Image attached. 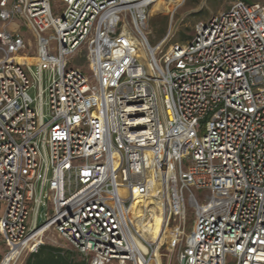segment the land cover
<instances>
[{
    "label": "built area",
    "instance_id": "built-area-1",
    "mask_svg": "<svg viewBox=\"0 0 264 264\" xmlns=\"http://www.w3.org/2000/svg\"><path fill=\"white\" fill-rule=\"evenodd\" d=\"M154 1L0 0L38 43L19 61L25 38L0 29V264L55 234L88 264H154L132 204L163 195L184 236L186 191L176 264H264V4L235 0L152 44Z\"/></svg>",
    "mask_w": 264,
    "mask_h": 264
},
{
    "label": "rangeland",
    "instance_id": "rangeland-1",
    "mask_svg": "<svg viewBox=\"0 0 264 264\" xmlns=\"http://www.w3.org/2000/svg\"><path fill=\"white\" fill-rule=\"evenodd\" d=\"M235 0H156V2L150 7V16L148 21V37L152 44L157 43L170 29L172 26V32L174 34L173 41H186L194 34L195 24L199 20H206L213 14L228 9L231 7ZM249 2H261L264 4V0H246ZM6 28L12 32L19 33L25 38L26 48L22 53L19 54L17 58L19 60H24L28 58L35 59L37 51V36L32 31L30 26L26 23L24 18L16 17L12 22H4L0 20V28ZM46 36L49 34L46 33ZM52 45H55V40H52ZM0 51V55H1ZM71 66H80L88 71L87 62L82 55H77L70 64ZM205 129L202 130L204 132ZM188 162L185 161L186 165ZM200 202L205 199V190L194 189ZM190 192L186 191L187 200V213L184 220L185 234L184 236L176 235L170 231L167 227L168 211L166 206L164 208V213L160 216V219L151 224V229L143 232L145 237H151L156 243V250L154 254H159L162 264H176V257L181 245L190 235L193 227V222L195 218L194 208L190 205L188 198ZM138 201H144L138 199L135 201L134 205ZM142 209V208H141ZM4 212V206L0 204V216ZM33 214L32 209H30V217ZM175 226V223H171L170 229ZM46 240V244L60 247L68 258H76L78 260H85L83 255L78 252L70 242L57 236H51ZM161 244V245H160ZM0 248H4L2 240H0ZM146 251V247L143 248ZM30 254H24L19 260V264H26ZM41 260V258H40ZM40 260L39 263L40 264ZM156 264L155 262H153ZM86 264L88 262L86 261ZM113 264H117L114 261ZM128 264H130L128 262ZM228 264H235V261L230 259Z\"/></svg>",
    "mask_w": 264,
    "mask_h": 264
},
{
    "label": "bare ground",
    "instance_id": "bare-ground-1",
    "mask_svg": "<svg viewBox=\"0 0 264 264\" xmlns=\"http://www.w3.org/2000/svg\"><path fill=\"white\" fill-rule=\"evenodd\" d=\"M156 2V0L153 2V4ZM17 58V60H19ZM33 60L32 58H28V61ZM21 61V60H19ZM164 199L165 197L163 195H157L156 193H153L149 195L148 197L144 198V203L146 206V211L144 212L141 209L140 202L138 201L135 205V201L132 204V216L136 219L138 226L141 228L143 232H146L147 230L151 229V224L158 221L160 219V216L164 213ZM137 201V200H136ZM152 204V207L149 209V205ZM157 244V243H156ZM157 247V246H156ZM137 248H144L142 245H137ZM144 250V249H143ZM156 248L154 249V251ZM142 264H146L143 260ZM153 261L156 264H162L161 258L159 254H154Z\"/></svg>",
    "mask_w": 264,
    "mask_h": 264
},
{
    "label": "trees",
    "instance_id": "trees-1",
    "mask_svg": "<svg viewBox=\"0 0 264 264\" xmlns=\"http://www.w3.org/2000/svg\"><path fill=\"white\" fill-rule=\"evenodd\" d=\"M39 260L40 264H86V259L83 261L76 258L70 259L60 247L46 243L41 244L37 252L30 254L26 264H38Z\"/></svg>",
    "mask_w": 264,
    "mask_h": 264
},
{
    "label": "crops",
    "instance_id": "crops-1",
    "mask_svg": "<svg viewBox=\"0 0 264 264\" xmlns=\"http://www.w3.org/2000/svg\"><path fill=\"white\" fill-rule=\"evenodd\" d=\"M7 26H5L4 28H6ZM0 29H2V28H0ZM0 240H2V242H3V245H4V248H0V253H1V258H2V256H3V254H4V252H5V249H6V244H5V242H4V240H3V238L0 236ZM1 258H0V260H1Z\"/></svg>",
    "mask_w": 264,
    "mask_h": 264
}]
</instances>
